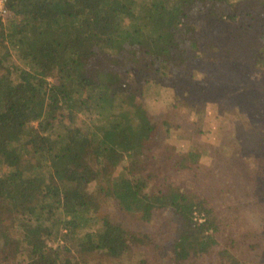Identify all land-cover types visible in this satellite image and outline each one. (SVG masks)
<instances>
[{
    "label": "trees",
    "instance_id": "trees-1",
    "mask_svg": "<svg viewBox=\"0 0 264 264\" xmlns=\"http://www.w3.org/2000/svg\"><path fill=\"white\" fill-rule=\"evenodd\" d=\"M246 2L6 0L0 264H123L116 259L131 252L135 264H156L155 252L167 264H197L205 255L209 264H243L230 249H214L218 228L208 201L169 181L167 168H148L159 155L188 167L197 162V145L172 153L168 130H158L135 94L119 101L116 94L140 56L164 81L176 57L222 60L203 13L232 21ZM256 17L264 21V14ZM260 41L264 46V36ZM93 98L101 107L112 101L103 122L87 120ZM125 157L127 171L117 173ZM194 209L203 221L194 220ZM164 214L163 228L175 226L168 243L145 228Z\"/></svg>",
    "mask_w": 264,
    "mask_h": 264
},
{
    "label": "rangeland",
    "instance_id": "rangeland-1",
    "mask_svg": "<svg viewBox=\"0 0 264 264\" xmlns=\"http://www.w3.org/2000/svg\"><path fill=\"white\" fill-rule=\"evenodd\" d=\"M236 13L232 21L203 13L210 16L222 60L176 57L164 81L150 67V59L140 56L123 73L127 86L116 94V100L135 94L158 130H168L172 153H185L197 145V162L188 167L172 166L174 155L172 161L159 155L148 168H159L160 172L167 168L169 181L208 201L218 228L215 250L226 247L243 264H264V159H258L264 158V46L260 41L264 21L256 19L264 14V0L238 4ZM11 53L15 55L13 50ZM108 96L111 98V93ZM89 102L87 120L103 122L112 101L105 99L102 107L94 98ZM129 163V158L122 159L116 172L125 173ZM106 209L115 214L111 199ZM164 216L145 228L160 235V242L168 243L175 226L164 229ZM204 217L194 209V220L200 222ZM207 256L196 263L209 264L212 259ZM155 257L156 264H167L162 254L155 252ZM116 261L135 264L136 256L125 253Z\"/></svg>",
    "mask_w": 264,
    "mask_h": 264
},
{
    "label": "built area",
    "instance_id": "built-area-1",
    "mask_svg": "<svg viewBox=\"0 0 264 264\" xmlns=\"http://www.w3.org/2000/svg\"><path fill=\"white\" fill-rule=\"evenodd\" d=\"M8 12L9 11L6 8V0H0V17L3 18Z\"/></svg>",
    "mask_w": 264,
    "mask_h": 264
}]
</instances>
